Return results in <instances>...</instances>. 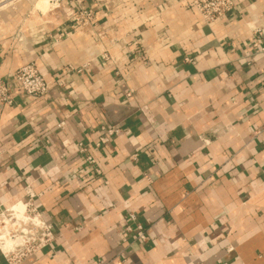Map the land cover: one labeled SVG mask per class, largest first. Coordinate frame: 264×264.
<instances>
[{
	"label": "crops",
	"instance_id": "obj_1",
	"mask_svg": "<svg viewBox=\"0 0 264 264\" xmlns=\"http://www.w3.org/2000/svg\"><path fill=\"white\" fill-rule=\"evenodd\" d=\"M233 1L211 25L184 0H84L82 25L67 0L2 16L0 74L33 62L50 84L12 82L0 104V210L29 185L54 232L17 264H264V0ZM112 124L83 178L78 144Z\"/></svg>",
	"mask_w": 264,
	"mask_h": 264
},
{
	"label": "built area",
	"instance_id": "obj_2",
	"mask_svg": "<svg viewBox=\"0 0 264 264\" xmlns=\"http://www.w3.org/2000/svg\"><path fill=\"white\" fill-rule=\"evenodd\" d=\"M84 0H67L68 3L74 5V16L73 21L77 25L85 24L87 19H90L92 14L82 8V3ZM187 7L195 9L200 20L205 25H211L216 20L222 18L227 13L231 12L236 8V4L233 0H184ZM53 4L54 0H48ZM258 34V30L256 31ZM15 40L19 41L20 36L14 35ZM254 45H257L255 42ZM186 62L192 61L191 58L185 57ZM15 83L16 86L21 90L23 94L33 97L43 96L48 93L49 82L44 80L41 74L38 72L35 64L33 62L25 63L19 66L14 72L4 77L0 74V104H11L14 101V91L11 87V83ZM12 83V84H13ZM63 123L60 122L59 126ZM122 131V126L119 124H112L108 126L101 125L99 127V135L88 147L82 143L77 146V153L82 156L83 162L85 164V172H81L83 178H88V176L98 177L101 175L102 171L98 165L97 159L90 148L95 152L99 150L102 146L107 144L113 136L118 135ZM137 154H132L130 159L136 160ZM26 199L24 200L25 207L23 210V216L25 218H31L34 220L36 225L32 226L29 231L20 229L16 224L17 232L12 236H8L6 230L3 235L12 240H17V243L10 250H2L0 248V253L5 258L8 264H17L21 260L35 254L39 249L46 246L53 238V226L47 223L41 212L37 210L33 203V193L30 190L29 185L25 187ZM15 202L14 204H17ZM12 204V205H14ZM5 208L0 210L1 222L8 220L9 218L3 217ZM4 212V213H3ZM13 219L10 218L9 220ZM14 220V219H13ZM0 222V225H1ZM81 229L80 225L73 227L74 231H79ZM124 230L126 232L134 231V238L137 241H145L146 234L144 228L141 224L136 222V218L133 214H129L127 221L124 224ZM11 233V232H9ZM19 237V238H17Z\"/></svg>",
	"mask_w": 264,
	"mask_h": 264
},
{
	"label": "rangeland",
	"instance_id": "obj_3",
	"mask_svg": "<svg viewBox=\"0 0 264 264\" xmlns=\"http://www.w3.org/2000/svg\"><path fill=\"white\" fill-rule=\"evenodd\" d=\"M21 4H28V6L35 7L36 9L40 10V12H47L50 8L48 0H0V34L4 31L5 28H7L6 22L2 21V16H6V18H11L13 17V13H15V10L18 8V6H21ZM32 4V5H30ZM27 6V8H29ZM11 14V16H9ZM14 220H4L1 222L0 225V242L3 241L4 239L1 238V235L6 233V230H9L8 236H12L15 233H18L17 227L15 226L16 224H13ZM7 237V235H6Z\"/></svg>",
	"mask_w": 264,
	"mask_h": 264
},
{
	"label": "bare ground",
	"instance_id": "obj_4",
	"mask_svg": "<svg viewBox=\"0 0 264 264\" xmlns=\"http://www.w3.org/2000/svg\"><path fill=\"white\" fill-rule=\"evenodd\" d=\"M25 207L24 200H19L17 204L6 206V210L3 212V217L6 218H12L14 219L13 224H17L20 229H24L26 232L31 229L32 226L36 225L33 219L31 218H25L23 216V210ZM0 222H1V216H0ZM9 234V231H7ZM1 238L4 240L0 242V248L2 250H10L12 247H14L17 243V240H12L11 238H8L4 235H1ZM19 238V237H17Z\"/></svg>",
	"mask_w": 264,
	"mask_h": 264
}]
</instances>
